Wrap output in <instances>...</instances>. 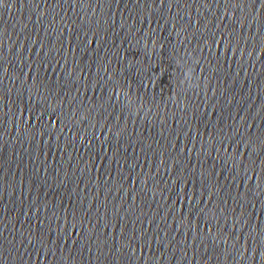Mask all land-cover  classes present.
Segmentation results:
<instances>
[{
	"label": "water",
	"instance_id": "1",
	"mask_svg": "<svg viewBox=\"0 0 264 264\" xmlns=\"http://www.w3.org/2000/svg\"><path fill=\"white\" fill-rule=\"evenodd\" d=\"M0 264H264V0H0Z\"/></svg>",
	"mask_w": 264,
	"mask_h": 264
}]
</instances>
